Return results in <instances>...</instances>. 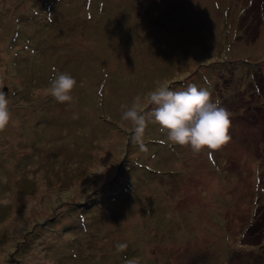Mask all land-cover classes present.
Masks as SVG:
<instances>
[{
	"label": "rangeland",
	"instance_id": "obj_1",
	"mask_svg": "<svg viewBox=\"0 0 264 264\" xmlns=\"http://www.w3.org/2000/svg\"><path fill=\"white\" fill-rule=\"evenodd\" d=\"M156 80L207 88L231 140L133 143ZM0 90V264H264V0H0Z\"/></svg>",
	"mask_w": 264,
	"mask_h": 264
},
{
	"label": "clouds",
	"instance_id": "obj_2",
	"mask_svg": "<svg viewBox=\"0 0 264 264\" xmlns=\"http://www.w3.org/2000/svg\"><path fill=\"white\" fill-rule=\"evenodd\" d=\"M76 85L70 73L54 70L46 92L57 103L71 105ZM154 85L146 94L135 95L130 104L120 105L121 120L134 130L133 143L143 147L149 123L158 126L168 143L190 148L194 155L219 150L231 140L228 134L231 113L218 100H213L207 88L188 84L185 88L173 89L161 80L154 81ZM9 105L6 93L0 90V132H4L12 120Z\"/></svg>",
	"mask_w": 264,
	"mask_h": 264
},
{
	"label": "trees",
	"instance_id": "obj_3",
	"mask_svg": "<svg viewBox=\"0 0 264 264\" xmlns=\"http://www.w3.org/2000/svg\"><path fill=\"white\" fill-rule=\"evenodd\" d=\"M263 213V212H262ZM264 215V214H263ZM263 217V216H262ZM263 219H264V217H263ZM264 230V226L262 227V229H261V231H263Z\"/></svg>",
	"mask_w": 264,
	"mask_h": 264
}]
</instances>
